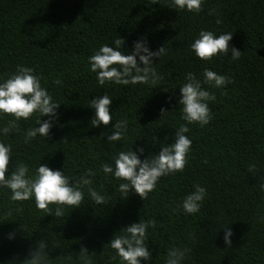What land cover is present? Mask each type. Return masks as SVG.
<instances>
[{
    "label": "trees",
    "instance_id": "obj_1",
    "mask_svg": "<svg viewBox=\"0 0 264 264\" xmlns=\"http://www.w3.org/2000/svg\"><path fill=\"white\" fill-rule=\"evenodd\" d=\"M202 8L199 14L178 10L172 0H0V76L11 75L17 65L31 67L44 75L45 86L61 103L48 138L24 143L26 130L37 126L33 119L16 122L7 137L0 136L12 145L10 171L15 162L33 169L41 162L53 169L64 165L67 175L77 176L89 168L98 171L101 162L135 142L133 150L144 147L145 157L155 155L162 144L174 143L173 128L185 123L178 101L188 74L203 81L208 68L234 81L221 89L203 84L216 97L209 104L212 120L205 127L189 125L192 145L183 172L161 177L144 200L134 191L125 199L119 181L102 173L94 187L107 203L95 205L86 195L79 208H65L61 217L0 191V264H24L41 242L48 264H82V249L94 254L92 264H119L107 245L141 219L155 221L148 229L152 264H163L172 246L191 249L186 264H264V192L259 190L264 183V0H206ZM202 29L233 32L230 48L241 58L198 59L190 46ZM117 36L129 53L139 38L151 51L165 45L168 54L154 60L162 76L157 85L97 84L87 59ZM56 79L62 86L53 84ZM105 92L113 99L114 120L129 121L128 140L115 146L100 139L103 132L110 134L111 124L90 126L89 101ZM161 108L166 110L162 118ZM12 119L3 117L0 126ZM152 137L159 142L155 147ZM250 165H256V174L249 173ZM194 184L208 191L200 212L173 211ZM225 225L234 233L230 248L224 244Z\"/></svg>",
    "mask_w": 264,
    "mask_h": 264
},
{
    "label": "clouds",
    "instance_id": "obj_2",
    "mask_svg": "<svg viewBox=\"0 0 264 264\" xmlns=\"http://www.w3.org/2000/svg\"><path fill=\"white\" fill-rule=\"evenodd\" d=\"M206 0H172L175 9L199 14ZM209 15H214L215 10ZM217 18L216 23L220 24ZM233 32L217 34L209 30H200L198 37L194 39L190 48L201 61L210 62L213 57L228 56L235 62L241 58L242 53L234 46L230 48ZM125 40L117 36L111 44L104 43L94 50L88 57L89 71L95 74L97 84L101 87L106 84L118 86H135L143 84L154 86L162 79L157 72L154 60H160L168 54V49L161 46L156 51H151L147 40L139 38L132 45L129 53L124 49ZM230 52V56H229ZM203 81L194 74L186 76V82L180 87L179 111L180 119L185 123L175 129L174 143H164L160 151L155 155L145 157V148L136 147V142L127 149H122L111 157L109 162H101L99 169H86L77 176H69L62 169H53L48 164L39 163L37 167L23 162H15L9 170L10 160L13 157L12 145L0 140V191L9 190L10 199L14 202L33 200L38 210L49 215L61 217L65 208L77 209L87 195L95 205L107 203V197L94 187V181L98 173L105 178L111 177L119 181L117 190L125 194L134 191L143 200L153 192L161 177L183 172L190 154L192 140L186 134L190 132L189 125L207 126L212 120L209 104L216 100L214 94L203 87L208 84L211 87L221 89L234 81L227 75H221L208 68L203 71ZM62 80L53 81L55 86H62ZM47 80L43 74L37 73L33 68L17 65L11 75L0 76V120L5 116L13 117L7 126H0V136L7 137L20 120L33 119L35 127H30L24 135V143L33 140L48 138L53 125L59 120L58 109L61 103L54 99L45 86ZM113 99L106 92L102 96L89 101L88 107L94 111L90 121L92 128L108 127L110 134L103 132L100 139L110 145H117L128 140L127 118L114 120V113L110 111ZM166 110L161 108V118ZM47 117V119H42ZM165 137V141H167ZM65 141V140H63ZM159 143L152 137V146ZM141 157H145L141 159ZM250 174L257 173L256 165L248 168ZM259 190L264 192V183L259 184ZM208 196V191L200 184H194L192 190L176 205L173 211L182 212L185 215H196L203 207V202ZM155 227V221L140 220L123 228L115 234L107 245L114 256L119 259V264H152V252L148 246V229ZM224 231V244L232 246L234 233L229 225L222 227ZM10 240L14 238L9 234ZM86 249L81 250L79 260L82 264H92L91 257ZM191 255V249L187 246L170 247L163 257V264H186ZM31 258L24 264H48V256L45 252V244L40 243L38 249L30 253Z\"/></svg>",
    "mask_w": 264,
    "mask_h": 264
}]
</instances>
